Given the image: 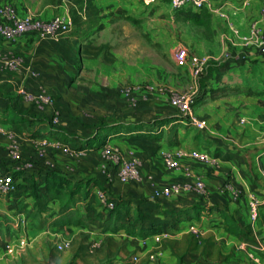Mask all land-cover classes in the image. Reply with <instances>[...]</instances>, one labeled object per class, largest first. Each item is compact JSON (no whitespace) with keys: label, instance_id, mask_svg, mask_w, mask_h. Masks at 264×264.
Masks as SVG:
<instances>
[{"label":"crops","instance_id":"obj_1","mask_svg":"<svg viewBox=\"0 0 264 264\" xmlns=\"http://www.w3.org/2000/svg\"><path fill=\"white\" fill-rule=\"evenodd\" d=\"M5 3L12 4L20 14L40 19L67 14L74 21L70 32L44 39L33 33L15 39L0 37V52L12 51L21 59L16 69L0 67V118L18 135L20 147L33 162L31 168L13 165L7 153L9 140L0 134V174L15 171L14 179L19 188L23 187L21 196L29 203L27 207L35 202L31 194L35 186L41 199L49 197L45 178L54 172L73 182L82 181L91 196L96 186L117 202L111 213L94 202L104 216L96 221L100 222L97 232L103 239L127 233L141 247L151 246L154 254L169 258L173 264H264V204L252 221L246 196L249 190L264 198V61L250 35L253 21H259L264 29L260 20L264 0H209L201 9L213 26L221 28L227 44L222 46L225 55L221 62L207 68V80L197 81L203 102L198 115L205 126L197 129L189 124L200 131L195 137L179 135L180 126L187 124L184 119L172 128L170 122L165 123L159 135H153V130L151 134L144 130L133 135L125 133L129 124L175 116L163 91L124 92L126 87L142 84V55L135 52L142 31L136 22L142 11L158 3L146 6L141 0H0V5ZM231 24L237 34L232 33ZM131 51L132 62L127 56ZM178 65L186 74H177L181 81H168L175 73L163 69V81L149 84L177 90L192 83L189 64ZM33 71L38 73L36 77ZM219 76L225 81H216ZM20 87L48 91L59 110V123H52L48 113L33 111L18 94ZM130 95L136 101L134 105L129 102ZM239 111L245 112L249 124L244 133L230 126ZM121 124L124 126L115 134L103 128ZM241 134L245 137L240 141ZM41 136L58 141L68 151L50 145L37 147L35 139ZM89 138L94 143L86 142ZM178 148L205 150L218 159V164L180 157V169L166 168L163 152ZM109 150L124 156L132 151L141 161L142 179L121 183L116 176L117 166L105 154ZM185 169L204 181V194L153 196L154 187L182 181ZM91 196L77 195L74 211L81 221L75 223L78 227L85 222L78 210L83 200L86 203L82 207L89 206L87 215L95 216L96 210L90 212L96 208ZM44 211L54 213V217L65 212L55 198H48ZM223 213L235 222L236 233L225 228ZM191 226L198 235L191 232ZM161 232H167V237L161 238ZM105 247L107 243H103L98 256H105ZM249 253L259 256L260 262L254 263Z\"/></svg>","mask_w":264,"mask_h":264},{"label":"rangeland","instance_id":"obj_2","mask_svg":"<svg viewBox=\"0 0 264 264\" xmlns=\"http://www.w3.org/2000/svg\"><path fill=\"white\" fill-rule=\"evenodd\" d=\"M187 13L196 14L202 22L187 18ZM139 24L142 32L141 37L136 39L135 52L140 51L142 55L141 65L144 74L141 85L150 83V81H163L160 80V73L164 71L163 69L173 70L175 73L173 79L168 78V81H181V77L179 79L177 77L178 73L185 77L184 69L178 65L174 56L171 57L178 45L184 46L188 55L208 56L209 61L205 72L197 81L209 77L206 74L207 68L219 64L218 62H221L225 55L222 52V46L226 47L227 43L226 39L221 36V28L213 26L207 14L202 10L195 13L173 10L167 3L161 1L150 10L142 11L136 22V25ZM127 56L132 62L133 51ZM216 81H225V78L223 80L219 76ZM190 84L191 82H188L186 86L183 85L177 90L187 89ZM200 92L198 86L193 107L198 119H201L198 112L203 104ZM142 99L145 100V96H142ZM169 109L175 113V118H180L177 110L171 106ZM241 118L243 121H240ZM234 120L230 126L238 127L237 133H244L245 127L249 125L245 112H237ZM185 121L187 124L180 126L179 135L185 133L184 135L197 136L200 131L194 127L191 129L190 123ZM164 130L166 131V128ZM244 137L241 134L239 140L241 141ZM233 138L236 140L237 137ZM20 151L22 162L13 161L15 166L31 161L30 157L23 152V148L20 147ZM22 188L21 186L15 194L0 195V264H125L134 255L137 256L135 264H173L169 258L154 254L151 246L141 247L139 241L126 235L127 233L120 234V236L119 234L106 236L105 239L99 236L97 230L100 222L97 224L96 221H101L104 216L100 212L101 209L94 203L95 201L101 202L97 198V191L100 190L98 187L95 186L90 197L91 203H94L93 207H96L91 208L90 212L96 210L95 216L87 215L89 206L82 207L86 203L85 200L78 207L82 213V221H85L80 227L75 224L76 216L71 217L72 222L70 223H60L57 220L61 215L54 217V213L41 211L36 204L27 207L29 203L21 196L24 194ZM33 189H36V186ZM18 238L24 239L22 246L17 245ZM65 242L68 245L59 248V244ZM103 243L108 244V247H105L107 251L105 256H98L97 253L103 251ZM7 246L11 247V251H8ZM152 254L154 255L151 257Z\"/></svg>","mask_w":264,"mask_h":264},{"label":"built area","instance_id":"obj_3","mask_svg":"<svg viewBox=\"0 0 264 264\" xmlns=\"http://www.w3.org/2000/svg\"><path fill=\"white\" fill-rule=\"evenodd\" d=\"M146 6L157 4L164 1L170 5L173 10H186L191 12L200 11L204 8L209 0H141ZM260 20L264 22V4L260 10ZM74 27V21L70 15L59 14L49 19H40L31 14H20L15 7L10 3L0 5V37L3 39H15L27 33H33L38 37L44 39L56 34H64L70 32ZM233 34H237V29L231 24L229 27ZM250 35L255 40L259 49V54L264 61V29L259 24V21H253L250 24ZM174 59L177 63H188L191 70V75L194 81L188 86L187 89L174 90L167 87H155L152 84L145 83L143 85L129 86L125 88V93L131 94L136 90L153 91L158 89L167 93L169 104L172 108L177 110L183 119L187 120L192 126L197 129H202L205 126L204 120L196 118L193 111L195 104V93L197 91V79L204 74L207 67L209 58L206 55H188L187 49L184 46L178 45L174 49ZM21 65V59L12 51L0 52V67L7 69H16ZM36 71L32 72V76H37ZM143 88V89H142ZM20 97L27 102L38 113H48L50 115V121L54 124L59 122V110L56 107L54 97L42 87L36 90H30L25 87L18 89ZM129 102L134 105L135 99L130 95ZM0 134L5 135L8 140L7 153L8 156L17 162H22V156L20 151V143L18 137L13 131L7 129L5 124L0 122ZM35 144L41 149L44 146L62 147L63 151H68V148L62 146L58 141H50L45 136L37 137ZM42 153V150H40ZM106 156L117 166L116 176L121 183L129 181H140L142 179L140 173L141 161L140 159L130 151L127 156L121 153L109 150L105 151ZM180 157H188L198 160L207 165H217L218 159L211 156L205 150L196 149H184L178 148L175 150H169L163 152V162L166 168L177 170L180 169V164L177 159ZM33 166L32 161H25L22 165H18L19 168H31ZM226 189L232 190L230 185H224ZM19 186L14 179L12 172H5L0 174V195H11L17 193ZM189 192H195L198 194H204L206 192V186L204 181L200 177H196L189 169L184 170V179L178 182H171L168 185L162 187H154L153 196L169 198L173 195H182ZM236 194L237 191L233 190ZM99 200L108 208H112L111 202H106L105 194L100 190L97 191ZM246 196L248 199V215L249 219L254 221L259 216V208L261 204H264V198H258L255 193L247 190ZM190 230L195 235H198V230L195 227H190ZM161 238L167 237V232H161L158 234ZM18 246L24 244L23 238H18L16 241ZM68 243L59 244V248L67 246ZM8 251H11V247L7 246ZM152 257V255H151ZM249 257L254 263L260 262V257L249 253ZM137 256L134 255L130 261L125 264H135Z\"/></svg>","mask_w":264,"mask_h":264},{"label":"trees","instance_id":"obj_4","mask_svg":"<svg viewBox=\"0 0 264 264\" xmlns=\"http://www.w3.org/2000/svg\"><path fill=\"white\" fill-rule=\"evenodd\" d=\"M184 11H186V10H184ZM188 12H191V11H188ZM193 13H195V12H193ZM186 16H187V18L192 19L195 22H199V23L202 22L201 20H199L197 18L196 14L187 13ZM178 116L180 118H175L174 116H172V117H168L166 119H157V120H154L153 122L129 124V125L125 126V128H126L125 133H129L130 135H133V134H137L141 130H144V131L149 132V133H150V131L153 130L154 131L153 135H159V134H161L162 128H163L165 123L170 122L171 125L169 128H172L173 126L177 125L179 119H183V117H181L180 114ZM0 122L5 124L4 123L5 121L2 120L1 118H0ZM123 126H124V124L105 126L103 128L105 131H108V132L112 131V133L115 134ZM146 132H144L143 134H145ZM90 141H91V143H94L93 138L92 139L89 138L86 140V142H89V143H90ZM11 172L13 173V176L15 177V175H14L15 171H11ZM45 187H46V190L49 194V197H46L44 199H41L39 197V195L37 194V191L35 189H33L32 196L35 199L34 204H36L38 207H40L41 211H44V207L47 203L48 198L57 199L59 201V204L61 205V207L65 210V212L63 214H61V217L57 220V222H60V223H70V222H72L71 217L76 216V213L74 211V207H75L76 202L78 201V198H77L78 194L91 196L87 193L88 189L82 181L78 180V181L73 182L69 178H67L63 175H59V174L54 173V172L47 173L46 178H45ZM100 191L105 194L106 202H111L113 207L108 208L102 202H98L99 205L100 206L102 205V206L106 207L107 209H109L110 213L113 212V210H115L117 207V202L110 199L102 189H100ZM223 217L225 219V225H226L225 228L228 231L236 233L238 231V229H237L235 222H233L232 219L230 218V216L226 213H223ZM80 222H81L80 219H78L76 216L75 223H80Z\"/></svg>","mask_w":264,"mask_h":264}]
</instances>
